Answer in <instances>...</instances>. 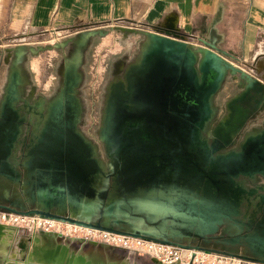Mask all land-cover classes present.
I'll list each match as a JSON object with an SVG mask.
<instances>
[{"label": "crops", "instance_id": "0c3cea01", "mask_svg": "<svg viewBox=\"0 0 264 264\" xmlns=\"http://www.w3.org/2000/svg\"><path fill=\"white\" fill-rule=\"evenodd\" d=\"M62 34L74 38L52 60L61 64L55 95L111 96L108 112L164 118L188 157L193 148L198 163L185 161L181 185L171 167L165 188L154 190L165 197L149 204L165 220L163 239L264 260V0H0L10 98L0 107V129L10 134L0 133V206L89 221L95 212L74 201L70 173L36 153L44 137L33 152L17 151L31 127L19 118L29 106L17 104L44 77L35 47L15 38L42 45L40 38L54 43Z\"/></svg>", "mask_w": 264, "mask_h": 264}, {"label": "rangeland", "instance_id": "374dc122", "mask_svg": "<svg viewBox=\"0 0 264 264\" xmlns=\"http://www.w3.org/2000/svg\"><path fill=\"white\" fill-rule=\"evenodd\" d=\"M73 38L71 34H62V38L54 43L50 41L54 38H40L39 41H45L42 45H37V39L27 40L25 36L15 38V45L35 47L34 50L37 53L34 66L41 69L39 76L44 77L40 81V91L36 89L34 95L21 97L19 99L21 101L17 104L23 103L24 106H29V111L20 113L19 118L31 122V127L25 130V138L17 141V145H20L17 151L19 153L33 152L45 136L53 114L61 112L64 130L70 128L77 139L81 138L84 143L89 144V147L85 146V148L92 149L94 157L88 160L93 161L99 167L92 171L81 169L80 161L84 159L82 154L68 161L70 158H67L65 145L63 146L64 165L72 164L73 170L77 172L70 173L72 189L77 191L74 201L95 212L94 216L85 222L164 240L165 232L162 229L166 226L165 220L161 218L156 220L149 204L156 196L165 197V193H157L154 190L165 188L166 180L171 179V167L174 168V179L178 180L175 183L181 185L182 168L185 161L190 165L198 163L197 159L194 160L196 156L193 155V148L190 146L188 157L185 149L187 146L182 143V140L174 139L175 134L173 133L176 130L163 125L164 118L154 115L151 122L150 113L134 115L133 112L128 113L121 110L108 112V109L112 108L109 107L111 96L100 94L85 97L81 93L76 96L55 95L53 89L55 81L52 77L57 78L60 74L61 64L57 67L52 60L55 54H60V51L66 48L62 44ZM37 47L42 49L38 51ZM72 50L69 48V51ZM84 63L85 61H83V68ZM7 68L5 59L1 58L0 107L9 98L3 94V92H8L4 86L7 83L5 80ZM97 85L96 83L95 88ZM60 87L61 82L58 87L56 86V90ZM98 88L101 90V86ZM38 91L44 92L45 95L37 96ZM95 92L100 93L101 91L95 90ZM113 99L115 101L116 98ZM121 100L123 99L118 97L119 104L114 107L121 108ZM127 108L130 110L132 106ZM1 117L0 112V119ZM187 157L189 161L182 160ZM64 172L69 174L68 171L63 170ZM151 223L154 224L151 225ZM61 230L64 235L82 241L84 247H104L105 252L116 259L126 256L130 264H166L152 258L145 251L132 248L125 251L120 249V243L115 246L112 241V238H117L116 236L108 237L101 231L80 228L73 224L64 225ZM30 234L28 230L15 233V237L11 239V245L7 247L6 254L0 256V264H25L23 261L33 250L32 244L27 242ZM62 239L68 238L62 236ZM71 247L78 249L82 248V245L74 242ZM7 257H10L11 261L6 262Z\"/></svg>", "mask_w": 264, "mask_h": 264}, {"label": "built area", "instance_id": "2783aa9c", "mask_svg": "<svg viewBox=\"0 0 264 264\" xmlns=\"http://www.w3.org/2000/svg\"><path fill=\"white\" fill-rule=\"evenodd\" d=\"M64 225H69L50 217L38 214L20 215L0 208V226L4 227L5 234L11 232L14 237L15 233L30 231L31 234L40 232L43 234H54L64 232L61 230ZM103 233V232H102ZM106 236H116L112 238L114 245L119 244L122 250L137 249L147 252L152 258L166 264H189L194 251L187 250L178 246L153 242L146 239L132 238L118 234L105 232ZM30 234V235H31ZM68 239L71 237L66 236ZM116 248V247H114ZM192 264H259L243 260L227 254L195 252Z\"/></svg>", "mask_w": 264, "mask_h": 264}, {"label": "bare ground", "instance_id": "6f19581e", "mask_svg": "<svg viewBox=\"0 0 264 264\" xmlns=\"http://www.w3.org/2000/svg\"><path fill=\"white\" fill-rule=\"evenodd\" d=\"M14 115L15 114L12 112V109L10 107H8L7 112L5 113L6 119L13 121ZM12 126H13V128L15 127V125H12ZM14 130L15 129H13V131ZM47 130L49 131L48 137L50 139L51 138H58V140L56 143L52 141L50 144V152L53 155V159L50 161L44 160L46 167L50 166L54 170H58L61 168L62 171L69 169V164L64 165V163H63V155H64L63 146L65 145V148H66L65 152H66L67 158L74 160V158H76L77 155L82 154L81 156H83L84 159L80 161L81 162L80 168L85 170V171H90L89 166L91 164L88 162V160L86 158L88 155V151L85 152L83 150L82 143H79V141H78L81 138L77 139V136L72 132V130L70 128H68L67 130H64V128H63V116H62L61 112H57V113L53 114ZM8 131L9 130L0 129V133L4 132L5 138L7 136L8 137L10 136V134H7ZM60 133L62 134L61 136H59ZM80 141H82V139ZM0 143L4 144L5 140H3V142H2V140L0 139ZM70 166H72V164ZM92 168L97 169V166L96 167L94 166ZM75 173H77V172H75ZM77 227H80V226H77ZM80 228H82V227H80ZM103 233L106 234L105 232H103ZM14 237H15V235H14ZM14 237L12 236L11 232H7L4 236L0 237V256L6 254L7 247H9L11 245V239ZM28 237L29 238H28L27 242H30L32 244L34 250L38 249L41 246H52L55 244H61V245L67 246L71 252L81 254L86 259L91 260L92 262H102L103 264H108L110 262H115V263H119V264H130V262L126 259V256H124L120 259L112 258V257H110V255H108L105 252L104 247H102V248L101 247L97 248V247H93V246L84 247L82 241L78 240L77 238L71 237V239L70 238L65 239V240L62 239L61 233H59V234L57 233L56 235H54L52 233L51 234H43L40 232H35ZM74 242H77L78 244L82 245V248L73 249V247H71V244ZM13 244H14V242H13ZM33 255L34 254H32L30 252L27 256V259L28 258L34 259ZM10 257H8V258L10 259Z\"/></svg>", "mask_w": 264, "mask_h": 264}, {"label": "water", "instance_id": "95a60500", "mask_svg": "<svg viewBox=\"0 0 264 264\" xmlns=\"http://www.w3.org/2000/svg\"><path fill=\"white\" fill-rule=\"evenodd\" d=\"M0 208L6 209L10 212L20 214V215L38 214V215L50 217V218H53V219H56V220H59V221L65 222V223L73 224L75 226L87 228L89 230H97V231H101V232H108V233H112V234H118V235H122V236L132 237V238L146 239V240H150L153 242L174 245V246H178V247H181V248H184L187 250H192V251H194V253L192 254V258H191V261L189 264H192L193 258L195 257V252H204L205 251V249L200 248V247L183 246V245H180V244H177L174 242H170V241H166V240H159V239L143 236V235H140L137 233L122 232V231L114 230V229H111L108 227L100 226L98 224H91V223H87V222L82 221V220L73 219L71 217L59 216L57 214L45 212V211H41V210H34L31 212H19V211H16L14 209L4 207V206H0ZM4 229H5L4 227L0 226V237L5 235ZM31 253L34 254L33 255L34 259H30V258L27 259L26 258V260L23 261L25 264H103L102 262H92L91 260L86 259L81 254L71 252L67 246L61 245V244H55L52 246H41L36 250H34V248H33ZM232 256L239 257V258L246 260V261H249V262L264 264V260H262V259L236 256V255H232ZM5 261L9 262L11 260L7 257L5 259ZM108 264H119V263L110 262Z\"/></svg>", "mask_w": 264, "mask_h": 264}, {"label": "flooded vegetation", "instance_id": "af4514ba", "mask_svg": "<svg viewBox=\"0 0 264 264\" xmlns=\"http://www.w3.org/2000/svg\"><path fill=\"white\" fill-rule=\"evenodd\" d=\"M48 130H47V132L45 133V136H44V139H43V141L41 142V144L39 145V147L37 148V150H36V153H38L39 155H40V158L41 159H43V160H48V161H50V160H52L53 159V155L51 154V152H50V144H51V142L53 141V142H57V140H58V138H49L48 137ZM62 134L60 133V135L59 136H61ZM79 141V143H82V147H83V150L86 152V151H88L86 148H85V144H84V142H83V140L82 141H80V140H78ZM88 160V159H87ZM90 160H88V162H89ZM90 164H91V166L92 167H96L97 165L92 161V162H89ZM98 167V166H97ZM94 169H96V168H92V170H94ZM99 169V168H98ZM65 171H68L69 173H72V174H74V170L72 169V166H70V163H69V169L68 170H65Z\"/></svg>", "mask_w": 264, "mask_h": 264}]
</instances>
